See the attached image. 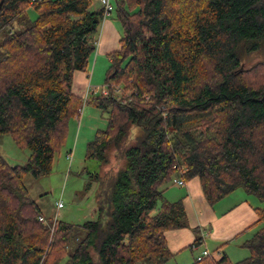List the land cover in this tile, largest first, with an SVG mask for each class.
Segmentation results:
<instances>
[{"label":"trees","instance_id":"trees-1","mask_svg":"<svg viewBox=\"0 0 264 264\" xmlns=\"http://www.w3.org/2000/svg\"><path fill=\"white\" fill-rule=\"evenodd\" d=\"M114 1L122 36L105 74L109 94L84 99L73 85L90 71L99 0H0V33L27 25L0 45V136L30 152L17 166L0 152V264H167L166 234L186 226L183 200L161 190L176 176L199 179L211 206L238 189L264 202V62H241L264 53V0ZM84 105L108 122L86 159L104 168L114 150L123 165L89 174L97 219L42 223L24 180L50 175ZM257 214L264 223V208ZM242 247L245 260L194 264H264V227Z\"/></svg>","mask_w":264,"mask_h":264},{"label":"crops","instance_id":"crops-1","mask_svg":"<svg viewBox=\"0 0 264 264\" xmlns=\"http://www.w3.org/2000/svg\"><path fill=\"white\" fill-rule=\"evenodd\" d=\"M107 19L102 24L96 40L95 65L93 68L90 67L88 73L75 75L73 92L84 99H86V95L93 93L94 89L103 87L101 85L102 77L109 68L110 54L120 50L121 33L117 25ZM80 110L82 114H78L79 116L72 120L80 122V118H83V124L74 146L75 150L82 145L80 141L82 131L86 129V126L84 128L85 121L87 123L91 117L94 118L97 112L95 108L86 105ZM91 135L90 131L86 138L89 140H85L87 144L91 141ZM174 179L184 180L181 176H176ZM170 184L176 186L173 182ZM163 187L161 190L164 198L170 202L183 200L186 210L185 228L166 234L168 247L173 255L170 261L175 264H194L205 250L214 257L219 255V258H222L223 255H227L231 260L227 248L232 246V249H242V245L263 228L264 223L258 224L259 216L257 214V209L263 208L261 203L243 189H238L221 202L211 206L207 202L197 178L185 181L184 186H178L176 196L170 192L173 189L166 188L164 190Z\"/></svg>","mask_w":264,"mask_h":264},{"label":"rangeland","instance_id":"rangeland-1","mask_svg":"<svg viewBox=\"0 0 264 264\" xmlns=\"http://www.w3.org/2000/svg\"><path fill=\"white\" fill-rule=\"evenodd\" d=\"M112 4L115 6L114 0H112ZM25 18H29L33 21L37 18V13L35 10L30 9ZM22 19L17 20L12 27L4 29L0 33V45L9 32H22L27 28V25H25V22ZM107 20L113 21L117 25L122 36V26L117 20L116 11H113ZM94 58L95 53L91 58V68L95 65ZM241 62L246 69L251 68L257 63L264 62V53L244 56ZM105 74L106 73H104L102 77V86L105 83ZM95 109L97 112L94 118L91 117L87 123L85 121L84 128L86 126V129H83L80 141V144L82 145L75 150L74 146L78 139L80 127L83 124V118H80V122L74 120L70 124V131L66 145H64L56 155L50 175L40 179H35L31 175H28L24 180V184L31 197L43 210V215L46 220L52 218L54 221L56 217L57 220L60 221L81 225L87 221L97 219L95 210L97 207L96 196L98 184H92V189L89 192L86 191V187L90 183V175L96 173H102V176L104 177L107 175H113L123 165V161L114 157V150L111 151L110 164L104 166V168H102L97 161L86 159L87 141L85 140H89L86 139L88 138V133L90 131L92 132L90 140H93L98 130H106L108 126L107 115L101 110L97 108ZM71 151L73 154L72 160L70 161L68 155L72 153ZM0 152L11 166L25 165L30 156V152L19 148L13 138L9 135L0 136ZM166 188L173 189L170 191L173 196H176V192L179 189L177 185L173 186L170 183L163 187L164 190ZM60 202L64 204V207L57 211V203ZM260 203L264 208V202ZM160 204L161 202H159V206ZM227 251L234 263L245 260L250 256V252L244 248L232 249L231 246L230 248H227ZM219 257V255H216L215 259L218 260L220 259ZM168 263L175 264L173 261Z\"/></svg>","mask_w":264,"mask_h":264},{"label":"built area","instance_id":"built-area-1","mask_svg":"<svg viewBox=\"0 0 264 264\" xmlns=\"http://www.w3.org/2000/svg\"><path fill=\"white\" fill-rule=\"evenodd\" d=\"M33 1H35V0H33ZM99 2H100V4L102 5V7L104 8V11H105V15H104V21H105L114 11L112 0H99ZM95 46L97 48V42H95ZM93 93H95V94H99L100 93V94H103L104 96H107L109 94V89H108L107 86L103 85L102 88L100 87V88L94 89ZM86 98H87V95H86ZM81 114H82V112L80 110L79 111V115H81ZM68 159H70V161L72 160V153L68 155ZM173 183L178 185V186H184L185 185V181L182 180V179H179V180L178 179H173ZM63 207H64V204L62 202L57 203V211L61 210ZM40 221L42 223H46L47 222V220H46V218L44 216L40 217ZM56 221H57V218L55 217L53 223H55ZM53 228H54V224L52 226V229ZM209 256H211V254L209 253V251L205 250L202 253V255L199 256L197 259L201 260L202 258L209 257Z\"/></svg>","mask_w":264,"mask_h":264},{"label":"water","instance_id":"water-1","mask_svg":"<svg viewBox=\"0 0 264 264\" xmlns=\"http://www.w3.org/2000/svg\"><path fill=\"white\" fill-rule=\"evenodd\" d=\"M2 3L0 4V9H1Z\"/></svg>","mask_w":264,"mask_h":264}]
</instances>
